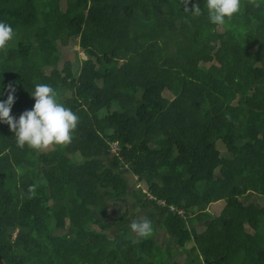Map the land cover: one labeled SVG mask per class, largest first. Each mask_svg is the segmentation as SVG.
<instances>
[{
    "label": "trees",
    "instance_id": "1",
    "mask_svg": "<svg viewBox=\"0 0 264 264\" xmlns=\"http://www.w3.org/2000/svg\"><path fill=\"white\" fill-rule=\"evenodd\" d=\"M204 3L0 0V100L13 86L18 118L47 84L79 118L45 152L0 123V264H181L174 248L191 249L182 264H264V0L223 26ZM64 46L78 50L60 68ZM142 218L146 238L129 227Z\"/></svg>",
    "mask_w": 264,
    "mask_h": 264
},
{
    "label": "clouds",
    "instance_id": "2",
    "mask_svg": "<svg viewBox=\"0 0 264 264\" xmlns=\"http://www.w3.org/2000/svg\"><path fill=\"white\" fill-rule=\"evenodd\" d=\"M209 22L223 26L226 20L238 13L240 0H205ZM200 9L193 5L191 12L198 14ZM14 37L12 26L0 21V50L7 47ZM6 100H0V123L7 124L14 133L18 147L27 146L34 150H44L52 145H66L72 140V133L78 124V116L58 99V93L47 84H37L29 94L34 99L33 107L24 111L18 118L10 113L15 103V88L7 86ZM3 93L0 92V96ZM32 187L29 191L32 192ZM131 231L141 238L152 233V222L147 218L129 225Z\"/></svg>",
    "mask_w": 264,
    "mask_h": 264
},
{
    "label": "rangeland",
    "instance_id": "3",
    "mask_svg": "<svg viewBox=\"0 0 264 264\" xmlns=\"http://www.w3.org/2000/svg\"><path fill=\"white\" fill-rule=\"evenodd\" d=\"M65 7H66L65 4L62 3L61 4L62 10H64ZM57 32L59 33L60 37L65 35V31L62 30L61 28H59L57 30ZM59 35H56L53 32H51V37L54 38V41H55V38L57 36L59 37ZM60 50H61V54H62L60 68H62L63 62L66 61V58L72 59L71 52L73 50H78V47L72 48V47H69V46H66V47L64 46V47H61ZM70 56H71V58H70ZM79 58H80L81 65L85 64L87 62V60H88L87 57L83 53H80ZM73 69L75 70V72L77 70H79V66L76 65L74 62H73ZM69 95H70L69 93H66V97L69 96ZM164 98H165L166 108H168V106L170 105V103L172 101V97L168 93H166ZM52 146L53 147H56V146L57 147H61V145H59V146L58 145H52ZM52 146H49L47 149L40 150V151H44V152L45 151H49L52 148ZM61 149H63V148L61 147ZM127 178H128L130 187H132V188L137 190L139 188V186H138V184H136V180H134L132 176H127ZM240 200L242 201L243 198H241ZM224 206H225V202L224 201H219L217 203L211 204L210 207L208 208V211H210L211 214L214 215V216H219V214L222 212ZM130 210H131L132 213H134V215H135L134 217H136V218H139V217L143 216V212L140 209L139 210H134L133 208H131ZM123 211H124V208L123 209L122 208H116V209L111 210L110 213L114 215V212H115L117 215H121L123 213ZM132 220H134V219H132ZM134 221H136V220H134ZM198 231L202 232L201 227L198 228ZM165 234L166 233H164V235ZM163 239H167V237H164ZM190 253H191V249L174 248L173 249V254H174L175 262L182 264L183 262H185L186 258L192 259V257L190 258Z\"/></svg>",
    "mask_w": 264,
    "mask_h": 264
},
{
    "label": "built area",
    "instance_id": "4",
    "mask_svg": "<svg viewBox=\"0 0 264 264\" xmlns=\"http://www.w3.org/2000/svg\"><path fill=\"white\" fill-rule=\"evenodd\" d=\"M111 148H112V152H116L117 149H118V147H117L116 144H112V145H111Z\"/></svg>",
    "mask_w": 264,
    "mask_h": 264
}]
</instances>
